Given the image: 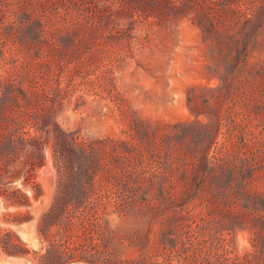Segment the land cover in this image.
Masks as SVG:
<instances>
[{"label":"rangeland","instance_id":"1","mask_svg":"<svg viewBox=\"0 0 264 264\" xmlns=\"http://www.w3.org/2000/svg\"><path fill=\"white\" fill-rule=\"evenodd\" d=\"M258 1L0 0V264H110V249L140 260L120 237L148 226L118 213L108 180L123 144L134 163L147 146L135 130L160 153L206 144L264 171V30L242 28ZM59 137L101 168L58 172ZM224 237L252 247L247 229Z\"/></svg>","mask_w":264,"mask_h":264},{"label":"trees","instance_id":"2","mask_svg":"<svg viewBox=\"0 0 264 264\" xmlns=\"http://www.w3.org/2000/svg\"><path fill=\"white\" fill-rule=\"evenodd\" d=\"M255 4L242 27L252 37L264 30V0ZM194 127L215 131L209 122L199 121ZM160 129L165 131L170 148L174 140L171 128L158 126L152 133L156 135ZM145 131L135 130L147 143L137 149V162L131 158L132 149L123 144L124 163L111 161L108 178L117 189L118 213L125 221L135 217L148 226L120 237L121 243L128 242L142 254L140 260L120 261L110 249V264H264V171L257 166L260 160L254 155L225 152L210 155L204 140L202 150L198 144L187 152L176 154L169 149L160 153L153 149L157 137ZM182 142L187 143L186 139ZM55 153L58 172L91 171L102 165L95 149L86 155L84 148L69 144L66 138H58ZM32 158L35 167L42 155L33 154ZM146 161L155 169L146 166ZM175 175L183 184L174 180ZM238 229L251 234L252 247L242 254L230 249L224 237Z\"/></svg>","mask_w":264,"mask_h":264},{"label":"bare ground","instance_id":"3","mask_svg":"<svg viewBox=\"0 0 264 264\" xmlns=\"http://www.w3.org/2000/svg\"><path fill=\"white\" fill-rule=\"evenodd\" d=\"M50 173H52V172H50ZM50 177V176H49ZM48 180V179H47ZM49 181V180H48Z\"/></svg>","mask_w":264,"mask_h":264}]
</instances>
